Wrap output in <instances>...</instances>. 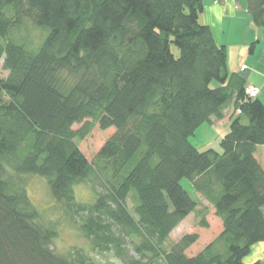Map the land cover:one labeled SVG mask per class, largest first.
<instances>
[{"label": "trees", "instance_id": "trees-1", "mask_svg": "<svg viewBox=\"0 0 264 264\" xmlns=\"http://www.w3.org/2000/svg\"><path fill=\"white\" fill-rule=\"evenodd\" d=\"M247 8L264 29V0ZM203 10V0H0V264H96L84 248L55 250L58 226L32 201L28 175L120 264H245L264 242V103L229 71ZM25 20L48 30L36 49L13 36ZM231 104L220 151H200L190 136ZM96 124L115 133L90 162L78 140ZM184 178L223 226L194 256L197 234L166 248L197 207ZM85 183L93 202L77 199Z\"/></svg>", "mask_w": 264, "mask_h": 264}, {"label": "rangeland", "instance_id": "rangeland-1", "mask_svg": "<svg viewBox=\"0 0 264 264\" xmlns=\"http://www.w3.org/2000/svg\"><path fill=\"white\" fill-rule=\"evenodd\" d=\"M262 28V27H261ZM48 30L46 28L35 27L30 21H26L18 29L13 32V36L20 43L28 45L32 49L38 48L44 41ZM175 54H178V49L173 48ZM245 69V67H243ZM8 70L4 68V60L0 61V78L8 76ZM216 81L212 82L211 86H216ZM82 124L74 125V129H79ZM115 133V128L103 130L96 124L90 134L78 140L80 150L85 154L90 162L94 160L100 149L106 144V141ZM206 136L201 134L199 127L193 135L190 136V142L201 151V140L204 141ZM221 139L209 147L204 149L214 148L220 151ZM28 192L34 204L41 211L45 221L55 222L58 226L57 237L54 240V248L57 252L67 253L75 248H84L90 252L96 264H120L113 255L101 253L92 250V247L87 240L76 229L75 225L70 221L64 209L54 200L49 186L45 179L36 176L28 175L24 179ZM181 184L191 193L197 200L196 209L168 236L166 248L171 249L182 237L188 234H197L199 236L196 244H193L188 250L189 256L197 255L206 245L213 242L222 232L223 226L221 219L216 215L215 207L207 198L200 192L195 191L192 182L184 178ZM77 199L83 202H93L95 193L90 184H81L76 187ZM129 207L132 208V200H128ZM203 223L206 225L204 226Z\"/></svg>", "mask_w": 264, "mask_h": 264}, {"label": "crops", "instance_id": "crops-1", "mask_svg": "<svg viewBox=\"0 0 264 264\" xmlns=\"http://www.w3.org/2000/svg\"><path fill=\"white\" fill-rule=\"evenodd\" d=\"M203 3L200 23L210 26L216 42L227 47L229 71L243 74L247 86L260 87L259 98L264 103V29L253 22L247 0H203ZM253 43L255 46L251 49ZM235 112V106L231 104L225 109L223 119L201 126V134L206 136L204 141L201 140V150L222 139ZM261 155L264 160V151ZM244 262L264 264V242L253 245Z\"/></svg>", "mask_w": 264, "mask_h": 264}, {"label": "built area", "instance_id": "built-area-1", "mask_svg": "<svg viewBox=\"0 0 264 264\" xmlns=\"http://www.w3.org/2000/svg\"><path fill=\"white\" fill-rule=\"evenodd\" d=\"M261 90L255 85H250L246 88V93L249 97L255 98L260 94Z\"/></svg>", "mask_w": 264, "mask_h": 264}]
</instances>
